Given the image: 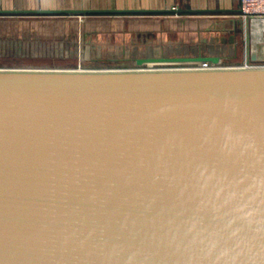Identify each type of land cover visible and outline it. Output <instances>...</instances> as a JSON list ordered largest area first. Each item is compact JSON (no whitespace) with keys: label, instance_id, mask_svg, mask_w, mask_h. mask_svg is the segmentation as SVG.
<instances>
[{"label":"water","instance_id":"obj_1","mask_svg":"<svg viewBox=\"0 0 264 264\" xmlns=\"http://www.w3.org/2000/svg\"><path fill=\"white\" fill-rule=\"evenodd\" d=\"M239 66L0 67V264H264V64Z\"/></svg>","mask_w":264,"mask_h":264},{"label":"rangeland","instance_id":"obj_2","mask_svg":"<svg viewBox=\"0 0 264 264\" xmlns=\"http://www.w3.org/2000/svg\"><path fill=\"white\" fill-rule=\"evenodd\" d=\"M40 18L42 17L34 18L35 22L13 26L14 28L4 25V31L0 33V67L130 68L136 67V65L132 64V60L121 59L123 51L130 49H124L123 46L135 44L136 48L142 50L141 48L147 41H154L156 44H177L178 40L185 41L184 43L198 42L197 36L189 32H177L176 35L170 32L164 33L163 36H157L154 32H127L126 34H115L112 37L87 36L84 33L83 42L80 43L81 26L77 22V17L68 18V27L65 22H56L61 19H53L52 25L47 26L39 22V20H43ZM46 20H51V18H46ZM83 24L85 29V23ZM43 29L52 31L53 35L46 36L47 33H44ZM66 30L67 37H65ZM239 33H242V26L239 28ZM224 36L222 35V37ZM210 37L213 39L212 44L217 47L227 43V35L222 42L221 36L214 35L212 32H204L200 39L208 40ZM235 47L239 56H225L219 63L221 66H239L245 62L247 64H264V34L258 36L252 28L250 30L249 20L246 22L245 34L237 37ZM90 48H94L97 54H90ZM98 56L108 59L101 60ZM157 66L172 65H147V67Z\"/></svg>","mask_w":264,"mask_h":264},{"label":"crops","instance_id":"obj_3","mask_svg":"<svg viewBox=\"0 0 264 264\" xmlns=\"http://www.w3.org/2000/svg\"><path fill=\"white\" fill-rule=\"evenodd\" d=\"M239 0H182L183 8L225 10L223 12H206L196 14H100L84 16L85 35L112 37L115 34L127 32L155 33L163 36L164 33L178 34L177 32H189L201 37L204 32H212L221 36V41L227 35V43L219 47L210 44L212 37L205 40L203 48L207 42L211 45V51L220 55L238 57L236 46L237 37L240 36L239 28L242 24L238 16ZM177 0H0L1 8L16 10L32 9H169L176 7ZM77 15H6L0 16V33L4 25L9 28L22 26L30 22H35L34 18L42 17L39 22L44 25H52L53 19H61L56 22L64 23L70 17ZM51 20H46V18ZM77 20V19H74ZM250 21V30L258 36L264 34V25L260 29ZM256 21H264L256 20ZM74 22V21H73ZM77 22L81 23L78 19ZM7 28V27H6ZM46 36L53 35L52 31L43 29ZM2 31V32H1ZM251 32V31H250ZM261 34V35H260ZM222 35L224 37H222ZM257 36V35H256ZM241 37V36H240ZM261 39V38H260ZM212 40V41H210ZM148 42V41H147ZM154 42V41H153ZM184 43L185 41L178 40ZM208 44V45H209Z\"/></svg>","mask_w":264,"mask_h":264},{"label":"flooded vegetation","instance_id":"obj_4","mask_svg":"<svg viewBox=\"0 0 264 264\" xmlns=\"http://www.w3.org/2000/svg\"><path fill=\"white\" fill-rule=\"evenodd\" d=\"M204 41L202 38L198 37V42H189V43H181L177 42V44L167 43V44H156L155 42L148 41L144 46L141 48L142 50L136 48L137 45L131 44L128 46H123L125 48H130L129 50H124L123 54L121 55L122 60H132V64L135 65L136 59H143L148 56H156V57H180V56H199V55H206L211 48H209L212 43H207L206 47L203 48ZM154 43V44H153ZM209 44V45H208ZM212 52V51H211ZM90 54H97L94 48H90ZM217 54V53H214ZM221 59L220 62L223 60L225 55H220ZM99 59L106 60L108 58H103L102 56ZM110 59V58H109ZM191 62H176V63H155L153 65H185ZM149 65V64H145ZM152 65V64H150Z\"/></svg>","mask_w":264,"mask_h":264},{"label":"built area","instance_id":"obj_5","mask_svg":"<svg viewBox=\"0 0 264 264\" xmlns=\"http://www.w3.org/2000/svg\"><path fill=\"white\" fill-rule=\"evenodd\" d=\"M238 16L242 22V33L246 32V22L249 20H263L264 19V0H239L238 2ZM78 19L83 22L84 16L79 15ZM246 57V55H245ZM245 62V61H244ZM247 65V63H244ZM215 67H225L218 64H213L210 62H191L185 65H172V66H157V67H147V65L130 67L132 69H190V68H215ZM81 68V67H79ZM84 69V68H82ZM90 69V68H89Z\"/></svg>","mask_w":264,"mask_h":264},{"label":"bare ground","instance_id":"obj_6","mask_svg":"<svg viewBox=\"0 0 264 264\" xmlns=\"http://www.w3.org/2000/svg\"><path fill=\"white\" fill-rule=\"evenodd\" d=\"M255 25L258 26V28H262L264 25V21L260 22V21H254ZM233 67H240L238 65L236 66H230L229 68H233ZM222 67H215V68H190V69H146L147 71H166V70H209V69H221ZM141 71L145 70V69H140Z\"/></svg>","mask_w":264,"mask_h":264}]
</instances>
